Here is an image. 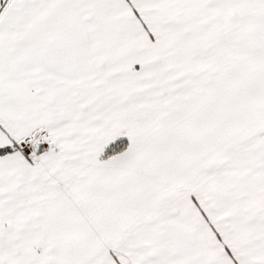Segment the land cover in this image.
<instances>
[{
  "label": "snow or ice",
  "instance_id": "snow-or-ice-1",
  "mask_svg": "<svg viewBox=\"0 0 264 264\" xmlns=\"http://www.w3.org/2000/svg\"><path fill=\"white\" fill-rule=\"evenodd\" d=\"M0 264H264V0H0Z\"/></svg>",
  "mask_w": 264,
  "mask_h": 264
}]
</instances>
